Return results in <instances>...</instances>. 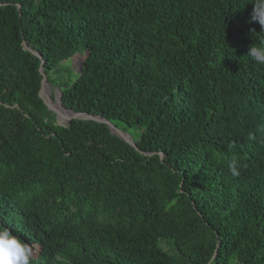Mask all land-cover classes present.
I'll list each match as a JSON object with an SVG mask.
<instances>
[{
	"label": "trees",
	"instance_id": "1",
	"mask_svg": "<svg viewBox=\"0 0 264 264\" xmlns=\"http://www.w3.org/2000/svg\"><path fill=\"white\" fill-rule=\"evenodd\" d=\"M254 2L0 0V226L40 247L31 264H264ZM41 66L67 110L137 149L60 124Z\"/></svg>",
	"mask_w": 264,
	"mask_h": 264
},
{
	"label": "clouds",
	"instance_id": "2",
	"mask_svg": "<svg viewBox=\"0 0 264 264\" xmlns=\"http://www.w3.org/2000/svg\"><path fill=\"white\" fill-rule=\"evenodd\" d=\"M252 20L264 27V0H255ZM248 56L257 64L264 65V42L252 45ZM232 175H239L241 164L231 161L228 165ZM33 249L17 237L11 229L0 226V264H31Z\"/></svg>",
	"mask_w": 264,
	"mask_h": 264
},
{
	"label": "water",
	"instance_id": "3",
	"mask_svg": "<svg viewBox=\"0 0 264 264\" xmlns=\"http://www.w3.org/2000/svg\"><path fill=\"white\" fill-rule=\"evenodd\" d=\"M81 69H82V65H81ZM40 72H41V75L43 76L42 87L40 90V97L43 99L46 106L57 115L60 124H62L64 126L67 124L69 125L71 123V121L74 119L96 121L99 123H104L110 127L113 134L119 136L122 140H124L125 142L129 143L130 145H132L133 147H135L137 149V145H136L135 141L133 140V138L130 135H128L126 132L118 129L116 126H114V124H112L107 119H104L100 116L88 114V113H75L73 111L67 110L62 104V95H60L58 97L55 96V99H53L51 97V94L48 93V88L50 86V83H49L50 80H49V77L45 74L43 66H41ZM57 104H59L61 106L62 110L67 115L64 114L58 108ZM161 155L163 157V154H161Z\"/></svg>",
	"mask_w": 264,
	"mask_h": 264
},
{
	"label": "rangeland",
	"instance_id": "4",
	"mask_svg": "<svg viewBox=\"0 0 264 264\" xmlns=\"http://www.w3.org/2000/svg\"><path fill=\"white\" fill-rule=\"evenodd\" d=\"M85 56H82L80 54L76 55L73 59H72V65H73V69L76 72H79L81 69V65L84 61ZM48 93L51 94V96L54 94L55 96H60V91L58 89L53 88L51 85L48 88ZM30 246V245H29ZM33 249V256H38L39 254V250L40 247L39 246H30Z\"/></svg>",
	"mask_w": 264,
	"mask_h": 264
},
{
	"label": "bare ground",
	"instance_id": "5",
	"mask_svg": "<svg viewBox=\"0 0 264 264\" xmlns=\"http://www.w3.org/2000/svg\"><path fill=\"white\" fill-rule=\"evenodd\" d=\"M58 105V108L64 113V114H66L63 110H62V108H61V106L59 105V104H57ZM67 115V114H66Z\"/></svg>",
	"mask_w": 264,
	"mask_h": 264
}]
</instances>
